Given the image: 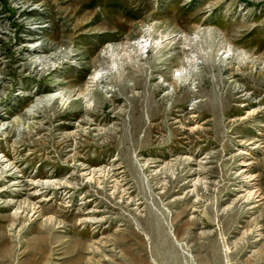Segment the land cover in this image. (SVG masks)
Returning a JSON list of instances; mask_svg holds the SVG:
<instances>
[{
	"label": "rangeland",
	"instance_id": "obj_1",
	"mask_svg": "<svg viewBox=\"0 0 264 264\" xmlns=\"http://www.w3.org/2000/svg\"><path fill=\"white\" fill-rule=\"evenodd\" d=\"M0 124V264H264V0H0Z\"/></svg>",
	"mask_w": 264,
	"mask_h": 264
},
{
	"label": "bare ground",
	"instance_id": "obj_2",
	"mask_svg": "<svg viewBox=\"0 0 264 264\" xmlns=\"http://www.w3.org/2000/svg\"><path fill=\"white\" fill-rule=\"evenodd\" d=\"M111 73H112V68H110V67H106V68H103L101 70H98L97 73H95L96 74L95 77L92 79V84L104 83L106 85L107 91H109L110 85L113 83V80L110 77ZM177 85H178V82H177ZM57 100H62V101L64 100L62 94H60V93H51L48 96H46L44 99L39 101L37 105L41 106V105H43L45 103L47 105H50V104L56 102ZM91 103H93V102H91ZM88 108H90V105L88 106ZM248 145H253V143H249ZM253 149H256V148H253ZM245 151H241L240 154L245 155V156L246 155H250L248 152H245ZM253 164H254V162H252V161H246L243 166L244 167H250ZM245 171L246 170L242 171L241 176H244L243 172H245ZM255 181H256V177H254V176H247V177L244 176V184L242 185V188L246 189L245 192L248 191L247 192L248 193V199L259 198V196H256L257 195L256 191H253V190L251 191V188H253V186L255 185ZM46 183L47 184L51 183L53 185H57L58 184V182H56V181H48V182L46 181ZM256 202H259V201H256Z\"/></svg>",
	"mask_w": 264,
	"mask_h": 264
}]
</instances>
